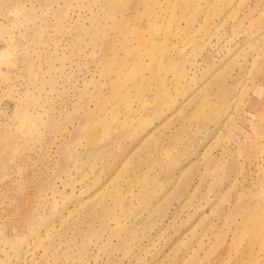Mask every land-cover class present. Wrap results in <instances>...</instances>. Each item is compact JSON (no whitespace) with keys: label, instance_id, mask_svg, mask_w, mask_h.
<instances>
[{"label":"rangeland","instance_id":"374dc122","mask_svg":"<svg viewBox=\"0 0 264 264\" xmlns=\"http://www.w3.org/2000/svg\"><path fill=\"white\" fill-rule=\"evenodd\" d=\"M0 264H264V0H0Z\"/></svg>","mask_w":264,"mask_h":264}]
</instances>
